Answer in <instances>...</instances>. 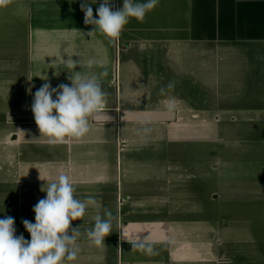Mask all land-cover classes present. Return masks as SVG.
I'll list each match as a JSON object with an SVG mask.
<instances>
[{
    "label": "crops",
    "instance_id": "0c3cea01",
    "mask_svg": "<svg viewBox=\"0 0 264 264\" xmlns=\"http://www.w3.org/2000/svg\"><path fill=\"white\" fill-rule=\"evenodd\" d=\"M81 2L0 9V219L30 240L22 221L65 173L113 216L100 247L86 236L95 207L72 221L80 251L66 264H264V0H159L114 43L88 33ZM68 58L107 69L108 103L85 137L53 146L27 89L70 85ZM145 238L158 254L128 242Z\"/></svg>",
    "mask_w": 264,
    "mask_h": 264
},
{
    "label": "clouds",
    "instance_id": "9594fccd",
    "mask_svg": "<svg viewBox=\"0 0 264 264\" xmlns=\"http://www.w3.org/2000/svg\"><path fill=\"white\" fill-rule=\"evenodd\" d=\"M11 3L13 0H0V9ZM96 3L97 0H82L80 4L84 24L93 26V30L88 33L91 35L99 32L109 43H114L119 40L124 26L131 18L143 22L146 13L153 10L159 0H123L122 7L115 10L112 0H102L96 9L98 18H94L92 5ZM64 62L70 73L67 77L70 85L62 83L52 87L45 82L34 94V85L27 89L28 94L33 96L31 111L35 123L41 136L46 137L47 143L53 146L66 143L67 140L79 141L85 137L90 130L89 118L103 113L108 103V94L101 86L102 78L108 75L106 68L98 75L88 74L73 71L79 65L78 60L68 58ZM99 64L103 67L102 61ZM167 87L174 88L175 83L170 82ZM160 91L163 94L165 89L161 88ZM143 131L147 133L150 129L144 128ZM42 191L46 192V196L38 200L32 209L35 222L27 219L22 221L30 234V240L25 239L22 234H15L13 217L5 216L0 219V264H66L75 261L80 251L76 241L81 233L80 226L72 227V221L81 220L88 206L95 207L97 214L94 217V227L86 231V236L97 247L105 245L104 240L112 230L111 211L105 208V218H102L100 205L94 197L89 196L85 200L75 198L74 184L65 173L59 174ZM128 242L134 250L138 249L146 255L158 254L146 238L143 242Z\"/></svg>",
    "mask_w": 264,
    "mask_h": 264
}]
</instances>
